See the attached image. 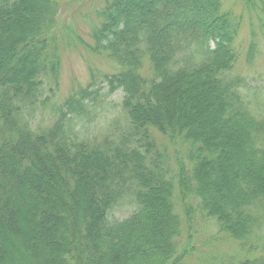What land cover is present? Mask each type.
<instances>
[{
    "label": "trees",
    "instance_id": "1",
    "mask_svg": "<svg viewBox=\"0 0 264 264\" xmlns=\"http://www.w3.org/2000/svg\"><path fill=\"white\" fill-rule=\"evenodd\" d=\"M240 1L264 37V0ZM62 2L0 0V264H184L194 215L228 245L189 264H264V109L234 71L241 15L222 0H92L91 42L70 32L116 66L101 81L122 92L124 120L85 136L74 119L98 100L93 71L51 103Z\"/></svg>",
    "mask_w": 264,
    "mask_h": 264
},
{
    "label": "rangeland",
    "instance_id": "2",
    "mask_svg": "<svg viewBox=\"0 0 264 264\" xmlns=\"http://www.w3.org/2000/svg\"><path fill=\"white\" fill-rule=\"evenodd\" d=\"M242 1L240 0H222L223 6L226 9L233 10L240 14L242 17V27L238 34L237 49L238 58L235 64V74L245 77L248 80L249 93L247 100L257 102L262 109H264V37L261 28L255 18L250 19V15L243 7ZM92 0H63L61 10L59 11L57 32L61 35L64 41L61 48V66H60V77L57 88H55V94L51 98V103L56 105L60 104L64 98L72 92L77 86H86L90 81V71H94L95 80L94 86L101 87L99 91L98 100L96 103L90 104L88 115L83 117L81 120L74 119V126L78 131L85 136H95L100 132H103L109 128L111 124H122L124 120V112L122 111L121 99L122 92L116 90L113 93L106 94L107 87L101 84V75L103 73H112L115 70L113 65L107 59L99 57L83 47L79 40L70 32L74 31V34H78L83 37L87 42H90V38L87 35L88 25L87 18L92 14ZM253 17V16H252ZM251 24L255 30L257 41V47L253 55H248V49L251 39ZM69 37L71 40H69ZM70 41V42H69ZM34 48H30L31 54ZM4 54L0 55V66L5 65ZM35 65H39L44 62V58L37 59L35 53L30 56ZM22 60L19 58L17 63H21ZM26 65V62H23ZM28 63V61H27ZM21 77V75L19 76ZM21 82V78H20ZM24 82V81H23ZM49 89L46 86L45 94L48 95ZM39 112V111H38ZM54 117V113L48 116H42L40 113L35 117L36 124L44 123L48 124L49 119ZM111 127V126H110ZM113 128V127H112ZM179 144H169L168 151L172 157V163L176 164L179 160L184 161V155ZM186 165V163H185ZM133 206L129 203H124L122 207H118L110 212L108 220L110 222L122 219L126 217L130 212L133 211ZM183 217V212L180 211ZM189 223L183 226V229L188 230V234L182 236L181 247L179 248L180 262L189 264L195 262L198 255L202 254L203 248L206 250L210 248V243L219 249L228 245V242L224 238H220L216 234L219 233L218 228L213 222H207L204 216L190 217ZM218 231V232H217ZM184 233V231H183ZM212 237L217 239L210 240ZM185 249L182 254L181 250Z\"/></svg>",
    "mask_w": 264,
    "mask_h": 264
},
{
    "label": "bare ground",
    "instance_id": "3",
    "mask_svg": "<svg viewBox=\"0 0 264 264\" xmlns=\"http://www.w3.org/2000/svg\"><path fill=\"white\" fill-rule=\"evenodd\" d=\"M59 74H60V69H59Z\"/></svg>",
    "mask_w": 264,
    "mask_h": 264
}]
</instances>
